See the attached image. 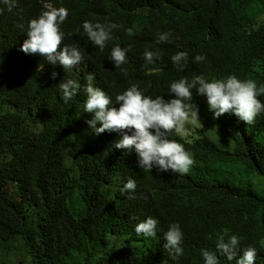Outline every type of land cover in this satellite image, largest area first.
I'll return each mask as SVG.
<instances>
[{"label": "trees", "instance_id": "trees-1", "mask_svg": "<svg viewBox=\"0 0 264 264\" xmlns=\"http://www.w3.org/2000/svg\"><path fill=\"white\" fill-rule=\"evenodd\" d=\"M19 1L23 17H4L8 31L3 40L8 44L23 43L27 21L42 7L41 0ZM51 3L68 9L61 25L64 42L78 45L88 71L64 70L32 54L19 71L8 60L0 72V264H12L10 250L22 251L33 264H203L201 249L215 251V240L225 229L243 237L241 248L255 246L254 264H264V194L258 192H264V184L258 183L256 191L227 178L209 177L213 166L236 162L240 166H231V178L247 174L264 179V113L251 125L229 113L214 119L205 97L193 90L203 125L196 129L199 138L184 144L194 157L193 170L183 175L143 172L125 150L99 144L82 124L77 129L70 121L77 99L65 103L56 87L68 78L83 86L92 73L94 86L113 97L135 83L145 94L167 100L171 80L202 72L217 78L235 73L262 83L264 0ZM84 20L119 26L103 51L83 32ZM128 27L133 36L125 33ZM162 32H169V39L154 43ZM116 43L130 49L127 63L119 67L107 59ZM146 48L159 53L151 65L142 59ZM177 51L189 56L182 70L170 60ZM197 53L205 54L206 62H193ZM257 60L260 72L254 70ZM84 99L81 88L79 109ZM259 99L264 102V96ZM129 177L136 180L131 194L135 198L119 192ZM148 216L159 220L157 235L137 236L134 225ZM170 222H178L184 233V253L174 259L163 247ZM219 264L235 261L221 256Z\"/></svg>", "mask_w": 264, "mask_h": 264}, {"label": "clouds", "instance_id": "clouds-1", "mask_svg": "<svg viewBox=\"0 0 264 264\" xmlns=\"http://www.w3.org/2000/svg\"><path fill=\"white\" fill-rule=\"evenodd\" d=\"M39 13L27 21L26 39L22 44H8L4 37L8 31L5 20L6 13L16 18H22V1L0 0V72L9 60L17 71L27 66L32 54H38L52 64H59L64 70L88 71L85 55L76 43H65V33L61 25L68 18V9L64 6H54L51 0H41ZM264 19V17H261ZM17 20V19H16ZM23 28L24 26L21 25ZM119 26L112 21L104 23L90 20L82 21L83 32L88 40L103 51L107 42L113 40L112 31ZM128 36H133L131 27L124 29ZM171 34H157L154 43L166 42ZM3 42V43H2ZM127 47L116 43L109 49L107 59L115 67L127 63ZM159 53L145 49L142 59L147 65L158 60ZM188 53L177 51L170 57L172 66L182 70L188 63ZM193 62H206L205 54L197 53ZM260 61L254 64V70L261 71ZM42 69V65L39 67ZM53 73V78H55ZM87 83L83 86L76 79H63L56 86L62 94L65 103L77 99V110L70 115V121L78 129L79 124L91 131L99 144H113L115 149H122L137 160V166L143 172L154 169L157 172H171L173 175H183L189 172L195 160L192 153L185 149L184 144H191L199 136L196 129L203 125L199 119V108L193 102V90L197 96L206 99L209 111L217 119L225 113L234 115L238 121L246 125L254 123L255 118L264 113V102L259 97L264 96V82L257 83L251 78H239L235 73L224 77H209L203 72L188 76H180L168 84V99L163 95H148L138 84H131L126 89L116 93L114 97L102 88L94 86V75L88 74ZM97 85V84H95ZM83 88L85 99L83 108L79 109V90ZM78 92V93H77ZM180 137L184 143L172 137ZM120 151V150H119ZM69 157V163H71ZM127 167V165H125ZM137 187L136 180L129 177L122 182L119 192L129 194V198ZM159 220L148 216L134 225L137 236L155 237ZM163 247L171 258H177L184 253V233L178 222H170L163 232ZM242 236L230 234L225 229L215 240V251L201 249L203 264H219V257L235 264H254L257 259V248L252 244L241 248Z\"/></svg>", "mask_w": 264, "mask_h": 264}, {"label": "rangeland", "instance_id": "rangeland-1", "mask_svg": "<svg viewBox=\"0 0 264 264\" xmlns=\"http://www.w3.org/2000/svg\"><path fill=\"white\" fill-rule=\"evenodd\" d=\"M195 164V163H194ZM236 165V167H239L240 165L237 164L236 162L232 163H224V164H217L213 166L209 170V177H218V178H227L228 180L232 181L238 186H243V187H250L252 189H257V184H264V179L263 178H258L256 175H247L246 176H240L236 179H233L229 176L231 166ZM198 170H202L201 164H196ZM190 170H193V166L190 167ZM214 171H218L217 174H213ZM258 191V190H256ZM261 194H264L263 191H258ZM138 249L140 250H146L145 247L138 245ZM8 259L11 260L12 264H33L31 260L24 255V253L20 250H10L8 254ZM157 264H171V263H157Z\"/></svg>", "mask_w": 264, "mask_h": 264}, {"label": "bare ground", "instance_id": "bare-ground-1", "mask_svg": "<svg viewBox=\"0 0 264 264\" xmlns=\"http://www.w3.org/2000/svg\"><path fill=\"white\" fill-rule=\"evenodd\" d=\"M86 74V73H85ZM84 75V74H83ZM86 77V76H85ZM99 81V80H98Z\"/></svg>", "mask_w": 264, "mask_h": 264}]
</instances>
